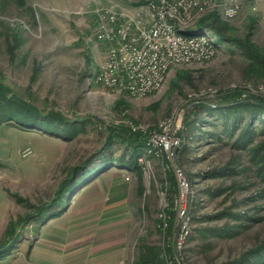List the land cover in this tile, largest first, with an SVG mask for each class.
Returning a JSON list of instances; mask_svg holds the SVG:
<instances>
[{
  "label": "rangeland",
  "instance_id": "374dc122",
  "mask_svg": "<svg viewBox=\"0 0 264 264\" xmlns=\"http://www.w3.org/2000/svg\"><path fill=\"white\" fill-rule=\"evenodd\" d=\"M145 2L0 0V78L42 115L60 113L82 128L65 138L18 122L0 125V244L9 227L17 231L0 264L72 259L82 247L76 234L99 237L95 225H127L128 233L116 235L122 264H134L141 243L160 246L166 264H236L264 245V112L246 128L253 116L228 119L222 108L229 103L220 101L233 89L242 99L258 95L251 91L264 76L248 75L244 51L196 23L188 32L207 33L228 51L173 69L164 88L146 97L114 94L95 79L107 49L97 38L99 12L113 7L145 22ZM226 24L228 34L264 51V0H246ZM167 119L184 127L174 158L146 148L142 171L108 167L54 200L67 169L100 147L110 126L135 131L133 123L149 134ZM176 167L189 181L183 203ZM54 205L58 214L49 213ZM183 224L190 232L179 247Z\"/></svg>",
  "mask_w": 264,
  "mask_h": 264
},
{
  "label": "built area",
  "instance_id": "2783aa9c",
  "mask_svg": "<svg viewBox=\"0 0 264 264\" xmlns=\"http://www.w3.org/2000/svg\"><path fill=\"white\" fill-rule=\"evenodd\" d=\"M245 2L146 0L142 7L148 13L145 22L113 7L102 9L98 14L97 38L107 49L104 62L95 75L96 81L114 94L127 93L136 97H146L163 89L173 69L203 63L216 56L218 46L213 43L212 37L202 32L190 33L187 28L213 12L220 14L223 21L232 22ZM255 5L253 10H256ZM251 92L264 95V81L259 89ZM130 124L133 130L146 132L141 125ZM173 126L174 121L167 119L159 130L148 134L146 148L149 154L165 153L168 158H174L175 150L181 147L185 138L184 127ZM30 153V147L25 148L23 154ZM174 173L183 203L189 193V181L182 168L176 167ZM189 232L188 225H180L177 236L179 247Z\"/></svg>",
  "mask_w": 264,
  "mask_h": 264
},
{
  "label": "trees",
  "instance_id": "16d2710c",
  "mask_svg": "<svg viewBox=\"0 0 264 264\" xmlns=\"http://www.w3.org/2000/svg\"><path fill=\"white\" fill-rule=\"evenodd\" d=\"M254 21L255 17L250 16L249 22ZM197 23L211 29L221 41L232 43L245 52L244 55L249 59L246 70L249 76H264V51L251 43L248 38L243 41L228 34L229 27L217 12L203 16ZM213 43L221 47L214 40ZM242 98L240 90L233 89L224 93L220 101L221 103H229L228 106L222 108L226 110L225 116L228 115V119L235 121L239 117L244 118L242 113L245 112L253 116V120L246 123L247 128L259 118L260 113L264 112V95L258 94L251 95L246 99ZM232 112H235L236 116H230L229 113ZM46 113V115H42L35 104L19 97L0 78V125L6 121L14 124L18 122L25 127L41 129L52 135L65 138H73L82 130L75 122L70 123L60 113ZM127 127L110 126L105 142L90 154L87 159L67 169V175L61 182L54 200L58 199L59 196H68V193L73 192L92 175L108 167L115 166L133 172L142 171L144 165L140 158L146 154L148 134L140 130L132 131L130 127ZM247 133L248 130L243 131L241 134L244 136ZM49 210L51 214H58L59 212L58 206L55 205ZM8 232V238L0 244V252L5 250L17 235L13 225L8 228ZM161 250V247L156 244L141 243L134 264H166L161 255ZM236 264H264V245L243 254L241 259L238 262L236 261Z\"/></svg>",
  "mask_w": 264,
  "mask_h": 264
},
{
  "label": "crops",
  "instance_id": "0c3cea01",
  "mask_svg": "<svg viewBox=\"0 0 264 264\" xmlns=\"http://www.w3.org/2000/svg\"><path fill=\"white\" fill-rule=\"evenodd\" d=\"M218 51H228L226 47H218ZM116 197V199H121ZM113 201H116L115 198ZM84 226V225H81ZM128 229L127 225H95L93 230L103 231L99 234L102 236L99 238L97 235L92 239H86L84 231H80L76 235L78 245H82L81 252L72 257V259L65 257L63 259L55 257V264H122L124 258V245L120 243V239L116 237L118 232H125ZM96 232V233H97ZM128 233V230H127ZM97 236V237H96ZM85 243V244H84ZM46 261V260H41ZM41 261H39L41 263ZM42 264H48L42 262Z\"/></svg>",
  "mask_w": 264,
  "mask_h": 264
}]
</instances>
